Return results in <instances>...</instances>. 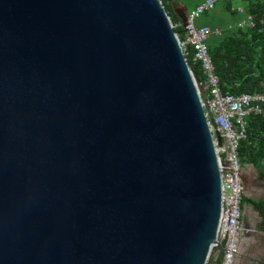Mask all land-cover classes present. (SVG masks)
<instances>
[{"label": "water", "instance_id": "water-1", "mask_svg": "<svg viewBox=\"0 0 264 264\" xmlns=\"http://www.w3.org/2000/svg\"><path fill=\"white\" fill-rule=\"evenodd\" d=\"M196 83L160 0H0V264H206L220 136Z\"/></svg>", "mask_w": 264, "mask_h": 264}, {"label": "built area", "instance_id": "built-area-1", "mask_svg": "<svg viewBox=\"0 0 264 264\" xmlns=\"http://www.w3.org/2000/svg\"><path fill=\"white\" fill-rule=\"evenodd\" d=\"M219 1L233 0H204L187 14L184 25H181L183 37L175 34L187 64L190 60L201 67L204 80L201 82L197 80L196 86L200 98H204L207 102L216 132L220 136L218 143L214 130L210 127L220 167L222 210L216 237L217 243L206 264H238L243 231L241 199L244 195L243 169L238 160V148L240 140L245 137L246 118L251 115H260L264 111V93L256 92L235 96L224 93L220 88L207 42L211 36H219L221 30L217 28L211 30L208 27L195 25V20L212 11ZM236 11L239 14L244 13L241 7ZM233 27L235 29L255 28V23L250 16H246L245 21L238 22L232 27L228 26L227 29L232 30ZM172 28L174 30L178 26L172 24Z\"/></svg>", "mask_w": 264, "mask_h": 264}, {"label": "trees", "instance_id": "trees-1", "mask_svg": "<svg viewBox=\"0 0 264 264\" xmlns=\"http://www.w3.org/2000/svg\"><path fill=\"white\" fill-rule=\"evenodd\" d=\"M160 1L171 23L178 26L174 32L183 37L182 27L173 16V4L184 0ZM241 1L245 18L250 16L255 28L233 27L232 30L225 31L221 37L212 38L208 49L221 90L235 96L264 93V0ZM195 5L198 6L199 3ZM223 8L231 15L236 14L231 10L230 1H224ZM188 65L197 80L203 81L200 65L190 60ZM245 122V137L239 143L238 160L241 167L251 165L256 169V177L264 188V111L260 115L247 117ZM247 200L253 211L258 214L257 230L264 233V199ZM260 264H264V261Z\"/></svg>", "mask_w": 264, "mask_h": 264}, {"label": "rangeland", "instance_id": "rangeland-1", "mask_svg": "<svg viewBox=\"0 0 264 264\" xmlns=\"http://www.w3.org/2000/svg\"><path fill=\"white\" fill-rule=\"evenodd\" d=\"M199 0H184L181 2L188 10L198 3ZM231 10L235 11L236 14L231 15L227 12L224 7V1H219L212 11L202 15L199 19L195 20V25L209 26L211 28L220 27L225 28L227 25L235 26L238 22L245 21L246 18L244 14H239L236 10L239 7H243L242 1L233 0L230 1ZM215 39L212 40L214 42ZM210 44V43H209ZM242 180L245 183L244 193L241 199L242 210H246V219L250 227H253L258 222V217L255 211L250 209L247 199L260 200L264 199V188L262 183L256 177V169L251 165H246L242 167ZM244 175V176H243ZM256 231V232H255ZM249 247L242 250V259L238 264H260L264 261V234L259 233L257 229L250 230L247 237ZM248 246V245H247Z\"/></svg>", "mask_w": 264, "mask_h": 264}, {"label": "crops", "instance_id": "crops-1", "mask_svg": "<svg viewBox=\"0 0 264 264\" xmlns=\"http://www.w3.org/2000/svg\"><path fill=\"white\" fill-rule=\"evenodd\" d=\"M203 0H199L198 1V3L200 4L201 2H202ZM195 6L196 5H194L193 7H192V9H190V10H188L181 2L180 3H174L173 4V16L175 17V19L177 20V24H179V25H181L184 21H185V19H186V16H187V14L191 11V10H193L194 8H195ZM233 11V10H232ZM232 27L233 25H229V27ZM204 27H208L209 29H211V30H215L216 28L217 29H219V30H221V34L219 35V36H211L209 39H208V42H207V48L209 49V43L211 42V39L212 38H219V37H221L222 35H223V33L225 32V31H230L229 29H223V28H220V27H214V28H211V27H209V26H204ZM208 52H209V50H208ZM210 55V54H209ZM246 190V189H245ZM247 241H248V239H247V237H244L243 235L241 236V239H240V242H241V244H240V246H241V251H240V257H239V261H240V258L242 259V250H244L246 247H249V244L247 243ZM248 245V246H247ZM238 261V262H239Z\"/></svg>", "mask_w": 264, "mask_h": 264}]
</instances>
